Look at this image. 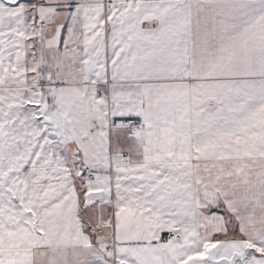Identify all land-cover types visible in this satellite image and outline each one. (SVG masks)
<instances>
[{
    "label": "snow or ice",
    "instance_id": "1",
    "mask_svg": "<svg viewBox=\"0 0 264 264\" xmlns=\"http://www.w3.org/2000/svg\"><path fill=\"white\" fill-rule=\"evenodd\" d=\"M0 264H264V0H0Z\"/></svg>",
    "mask_w": 264,
    "mask_h": 264
}]
</instances>
